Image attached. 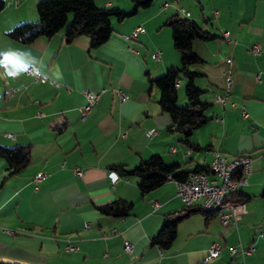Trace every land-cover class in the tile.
<instances>
[{
  "label": "crops",
  "instance_id": "crops-1",
  "mask_svg": "<svg viewBox=\"0 0 264 264\" xmlns=\"http://www.w3.org/2000/svg\"><path fill=\"white\" fill-rule=\"evenodd\" d=\"M38 1L18 0L14 5L13 0H4L0 10V144L31 149L29 164L11 176L0 158V261L264 264V237L259 236L264 232L260 197L264 187V0H155L133 17L113 20L109 40L93 50L88 37L67 42L64 31L29 45L10 39L7 33L15 26L38 20ZM96 5L132 8L129 0H96ZM181 9L189 16L181 14ZM174 15L189 18L216 36L193 43L204 62L191 69L199 74L195 84L203 91L202 101L209 104L208 122L192 137L200 151L188 149L178 133L168 130L171 118L158 103L159 89L150 84L169 67L180 66L172 31L165 25ZM138 27L146 30L138 39L124 38ZM224 32L230 41L222 36ZM257 44L261 52L253 55L249 50ZM156 53L159 57L154 59ZM230 73V96L220 104L216 98L225 94ZM185 85L186 80L180 79L179 105L186 101L179 93ZM86 91L101 92V96L82 120L79 108L87 103ZM118 91L128 98L122 100ZM63 124L59 131L57 126ZM152 130L157 133L149 136ZM216 152L229 160L239 154L253 157L252 174L241 189L251 196L243 203L246 212L227 226L217 213L209 218L192 213L179 223L170 248L150 246L166 216L184 213L176 183L168 180L142 195L135 177L111 167L134 168L157 154L169 165L191 170L210 166ZM76 169L83 171L82 177L75 176ZM38 173L44 177L36 182ZM117 200L133 204L128 216H107L97 208ZM151 201L160 208L153 211ZM125 241L133 245L129 253ZM218 241L222 244L219 257L204 263ZM67 244L77 250L67 252ZM232 247H254V251L246 257L231 256Z\"/></svg>",
  "mask_w": 264,
  "mask_h": 264
},
{
  "label": "trees",
  "instance_id": "trees-1",
  "mask_svg": "<svg viewBox=\"0 0 264 264\" xmlns=\"http://www.w3.org/2000/svg\"><path fill=\"white\" fill-rule=\"evenodd\" d=\"M132 8H100L96 0H39L36 4L38 20L36 22L21 23L11 29L7 35L10 39L29 45L39 38H50L60 31H64L67 42L81 36L89 38L90 50L105 44L112 32L113 20L122 22L135 16L140 10L149 8L155 0H129ZM5 7L4 0H0V10ZM166 26L172 31L174 48L179 52L180 66H171L158 78L150 79V84L160 91L159 105L171 118L168 130L178 133L180 141L188 149L200 151L202 147L195 144L192 137L198 129L205 125L209 118L206 111L209 104L201 99L202 90L195 84L199 75L192 71V67L202 64L201 59L193 48L195 40H211L216 36L205 31L194 21L181 15H174L167 19ZM186 80V104L179 105L177 81ZM59 131L65 124L57 126ZM31 149L29 146L7 147L0 144V158L6 162L7 176L14 175L24 169L30 162ZM112 170L137 179V185L142 195H146L166 183L171 177L174 181H185L190 174L205 172L210 174L209 166L198 165L194 169H181L178 164H167L160 155H153L141 160L134 168L125 165H114ZM260 197L264 201V187ZM251 198L240 190L227 197L234 202H247ZM133 204L123 200L98 206V210L107 216L125 217L133 210ZM195 212H201L208 218L216 212L200 208L185 207L182 216H166L158 233L150 239V246L168 249L172 246L177 235L179 223L185 217ZM0 264H18L1 262Z\"/></svg>",
  "mask_w": 264,
  "mask_h": 264
},
{
  "label": "built area",
  "instance_id": "built-area-1",
  "mask_svg": "<svg viewBox=\"0 0 264 264\" xmlns=\"http://www.w3.org/2000/svg\"><path fill=\"white\" fill-rule=\"evenodd\" d=\"M18 0H13L12 4L16 5ZM181 14L189 16L183 9L180 10ZM216 15V12H214ZM146 30L143 27H138L134 29L129 35H125L124 38L128 41L138 39L140 34L145 33ZM229 33L224 32L222 36L229 40ZM249 52L253 55H258L261 52L260 45H254ZM152 57L157 59L159 53L153 54ZM230 62V61H228ZM31 69L28 70L30 72ZM259 80V76L255 77V81ZM176 86H179V81H177ZM232 80L231 73L227 77V90L223 96L219 95L216 101L220 104H225L228 100L231 92ZM121 95L122 100L128 98L121 91H118ZM87 103L79 108L81 119L85 120L92 111V108L98 103L101 92H88L84 93ZM244 116L246 114L244 113ZM157 131L152 130L149 132V136H153ZM9 138H14L13 134L7 135ZM175 150L173 149L172 152ZM252 162L253 157L249 154H239L235 158L229 160L221 153L216 152V158L213 159L211 165L216 167V178L208 179V175L205 172H198L190 174L185 181H174L171 177H168L169 181L176 183L177 196L182 200L185 207H192L198 204L199 207L205 210L214 211L218 214L221 223L227 226L230 221L236 222L240 219L241 215L246 212L243 202H234L227 200V197L233 193L239 192L248 183V178L252 174ZM76 177H82L83 171L81 169H76L74 171ZM112 176L114 175L111 173ZM44 177V173H38L35 176V181L39 182ZM160 204L156 201H151V207L153 211L160 208ZM85 229L89 228V224H85ZM112 234L115 235L116 232L113 230ZM260 237H264V232L259 234ZM132 243L125 241L124 249L127 253L132 251ZM77 247L67 244L66 251L73 252L76 251ZM222 251V244L218 241L212 244L208 253L204 259V263H209L219 257ZM254 251V247L241 248L237 250L235 247L230 248L229 252L231 256L240 254L244 257L251 255ZM236 264H243L238 262Z\"/></svg>",
  "mask_w": 264,
  "mask_h": 264
},
{
  "label": "bare ground",
  "instance_id": "bare-ground-1",
  "mask_svg": "<svg viewBox=\"0 0 264 264\" xmlns=\"http://www.w3.org/2000/svg\"><path fill=\"white\" fill-rule=\"evenodd\" d=\"M213 14H214V12H213ZM209 169H210V173L213 175V177H209V175L207 174L208 175V179H215L216 178V167H215V165H210Z\"/></svg>",
  "mask_w": 264,
  "mask_h": 264
},
{
  "label": "rangeland",
  "instance_id": "rangeland-1",
  "mask_svg": "<svg viewBox=\"0 0 264 264\" xmlns=\"http://www.w3.org/2000/svg\"><path fill=\"white\" fill-rule=\"evenodd\" d=\"M179 93H182V95H183L184 98L186 97L185 96V87L184 86H182V88H180ZM179 104H180V101H179ZM185 104H186V101L184 102L183 105H185Z\"/></svg>",
  "mask_w": 264,
  "mask_h": 264
}]
</instances>
